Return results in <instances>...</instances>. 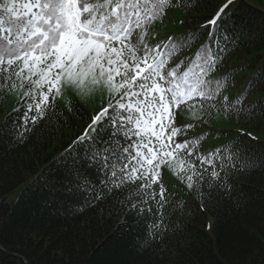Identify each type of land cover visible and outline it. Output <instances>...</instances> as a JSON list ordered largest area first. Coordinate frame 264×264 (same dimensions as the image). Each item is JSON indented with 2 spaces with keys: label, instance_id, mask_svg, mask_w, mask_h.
I'll list each match as a JSON object with an SVG mask.
<instances>
[{
  "label": "snow or ice",
  "instance_id": "snow-or-ice-1",
  "mask_svg": "<svg viewBox=\"0 0 264 264\" xmlns=\"http://www.w3.org/2000/svg\"><path fill=\"white\" fill-rule=\"evenodd\" d=\"M233 2L225 0L200 30L150 44L157 21L163 23L169 9L186 11L192 0H0V101L5 93L17 94L0 136L19 141L42 122L63 117L70 123L79 105L68 99V114L56 106L68 91L80 99L106 93L107 103L90 116L45 186L83 197L89 207L106 202L126 211L145 225L138 247L162 241L169 217L184 206L165 186L163 169L200 199L203 210L230 195L232 177L264 168V153L240 147L242 129L207 151L202 141L211 132L179 138L210 125L213 115L244 122L264 115V70L235 99L223 94L231 73L210 78L236 42ZM205 32L208 40L193 56L177 59ZM258 85L261 97L248 103ZM246 137L257 139L251 132Z\"/></svg>",
  "mask_w": 264,
  "mask_h": 264
},
{
  "label": "trees",
  "instance_id": "trees-1",
  "mask_svg": "<svg viewBox=\"0 0 264 264\" xmlns=\"http://www.w3.org/2000/svg\"><path fill=\"white\" fill-rule=\"evenodd\" d=\"M222 1L192 0L193 6L186 11L169 9L164 22L157 21L152 29L155 38H159L157 32L166 40L200 30ZM256 2L258 5L234 0L230 6L236 42L221 54L222 65L210 77L231 73L230 87L223 94L232 99L244 91L255 73L264 70V0ZM207 40L205 32L199 43L177 59L193 56ZM153 41L149 43L160 40ZM232 81L235 87H231ZM260 87L248 103L261 97ZM8 94H4L6 99ZM71 102L78 104L81 112L71 115L70 123L63 117L50 124L42 122L19 141L0 136V264H264V168L232 177L230 195L203 210L200 199L189 194L184 185L177 180L167 184L163 169L165 186L184 206L169 217L171 226L162 241L147 248L138 247L145 225H138L135 217L118 206L101 202L89 207L83 197L49 191L45 178L58 174L62 168L58 161L90 118L78 102ZM56 106L68 114L66 106L57 101ZM11 112L2 118L0 127ZM180 119L191 122L184 116ZM217 120L226 121L213 115L210 125L189 130L187 137L179 138L233 133L222 136L224 144L236 139L242 129L245 139L240 147L250 144L253 152L264 153V115L256 114L250 122L233 119L230 129H217ZM249 132L255 141L246 137ZM206 140L202 141L204 151Z\"/></svg>",
  "mask_w": 264,
  "mask_h": 264
},
{
  "label": "rangeland",
  "instance_id": "rangeland-1",
  "mask_svg": "<svg viewBox=\"0 0 264 264\" xmlns=\"http://www.w3.org/2000/svg\"><path fill=\"white\" fill-rule=\"evenodd\" d=\"M252 4L258 5V3L256 2V0H246ZM225 2L222 1L219 5V7ZM219 9V8H218ZM175 16V15H174ZM175 18L177 20H179V17L175 16ZM175 28V27H174ZM159 31V30H158ZM162 32H166V29H161ZM157 32V31H156ZM158 37L160 38H155L154 42H157L158 40H161L164 38V36H160V34L157 32ZM70 99L71 101H76L78 102L87 112L88 114L91 116L94 112L98 111L101 107L102 104H106L107 103V95L106 93H102V92H94L90 97L86 98V99H80L78 96L72 94L71 91H68L65 93V98L63 99H57V102L62 105L65 106L66 101ZM17 104V94L16 93H10L8 94L7 99L5 100V103L3 105H0V121L2 120V118L8 113L10 112ZM216 122L218 127L217 129H230L233 128V122L230 121H220L217 120ZM225 140V137L222 136H218L217 133L212 134L211 136H209L207 138V140L205 141L204 147H205V151L217 147L219 146L223 141ZM165 177H166V182L168 185H172L174 184V182L176 181L175 177H173L167 169H165Z\"/></svg>",
  "mask_w": 264,
  "mask_h": 264
}]
</instances>
